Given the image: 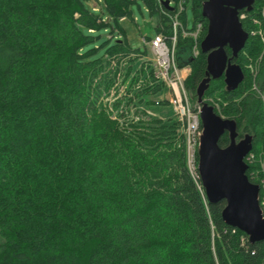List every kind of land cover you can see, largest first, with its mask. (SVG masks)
<instances>
[{
    "label": "trees",
    "instance_id": "trees-1",
    "mask_svg": "<svg viewBox=\"0 0 264 264\" xmlns=\"http://www.w3.org/2000/svg\"><path fill=\"white\" fill-rule=\"evenodd\" d=\"M163 1L0 0V264H264V242L252 244L228 226L226 202L210 204L192 175L179 120L147 113L170 102L147 100L166 85L143 60L148 46L144 53L131 47L122 21H134L133 5L142 2L157 18L153 38L170 46L171 17L179 15L177 63L191 68L185 87L194 107L207 71L206 0H192L191 29L187 4L180 13V0H169L173 9ZM262 11L264 0H256L251 12H240L250 37L232 63L244 82L228 91L224 78L212 80L204 96L216 114L237 122L239 139L254 137L257 156L264 150L256 145L264 146V47L252 33ZM200 23L194 58L184 30L194 33ZM229 144L226 133L219 145ZM247 176L261 187L264 209L258 160Z\"/></svg>",
    "mask_w": 264,
    "mask_h": 264
},
{
    "label": "water",
    "instance_id": "water-1",
    "mask_svg": "<svg viewBox=\"0 0 264 264\" xmlns=\"http://www.w3.org/2000/svg\"><path fill=\"white\" fill-rule=\"evenodd\" d=\"M256 0H206L202 15L208 21V31L201 43L207 56L205 79L197 88L201 106L203 133L198 151V172L210 204L225 201V223L245 233L250 243L264 242V211L260 203L261 187L248 176L247 157L253 150L254 137L246 135L238 142V124L216 114L204 101L212 80L224 77L228 91H235L245 80L243 69L232 63L245 48L249 33L243 28L241 11L251 12ZM163 5L173 9L169 0ZM226 48L232 52L230 58ZM229 134L230 144L222 148L220 139Z\"/></svg>",
    "mask_w": 264,
    "mask_h": 264
},
{
    "label": "built area",
    "instance_id": "built-area-1",
    "mask_svg": "<svg viewBox=\"0 0 264 264\" xmlns=\"http://www.w3.org/2000/svg\"><path fill=\"white\" fill-rule=\"evenodd\" d=\"M186 0L179 1L180 13L185 11ZM264 18V14H263ZM177 21V20H176ZM263 22V21H262ZM180 23H174L175 35L172 38L171 47L168 46L166 38L162 35H158L155 38L143 39L145 45H148L155 57L156 75L160 81L169 87L171 90V99L169 100L170 105L173 106V110L177 119L181 123L182 132L186 136L187 142V154L188 163L191 173L194 177H197L198 171V151L200 146V139L203 133V127L201 122V106L198 104L195 107L191 106L189 95L185 87V80L188 76H185L183 70H180L176 66V55L175 50L177 47V30L180 27ZM202 25H198L195 33H189L184 31V36H193L195 43L193 44L194 53L199 55V37L202 30ZM197 57V56H196ZM251 159V156L249 158ZM200 177V175H199Z\"/></svg>",
    "mask_w": 264,
    "mask_h": 264
},
{
    "label": "rangeland",
    "instance_id": "rangeland-1",
    "mask_svg": "<svg viewBox=\"0 0 264 264\" xmlns=\"http://www.w3.org/2000/svg\"><path fill=\"white\" fill-rule=\"evenodd\" d=\"M192 3H193L192 0H190L189 3L187 2V19H188V26H189L190 29L193 27V13H192L193 4ZM171 6H173V5H171ZM132 10H133V13H134V21L130 20V19H125V20L122 21V25L127 29L129 42L131 44V47L134 50H140L142 53H144L146 45H145L143 39H147L146 36L151 37V38L154 37V33L151 31L150 26H151V24L152 25H156L158 20H157V18H151V15H150L147 7L142 2H139L138 4L133 5L132 6ZM263 14H264V11H262V19L261 20H259V21L258 20H254L253 21V23L255 25H258L259 29L257 31H254L252 33V35L254 37H258L260 39V42H261L262 46L264 47V18H263ZM245 18H246V16L242 15L241 16V21H242V19H245ZM171 21L173 23V26H174V23H176V22L180 23L181 22V20L179 19V15H177L175 17H171ZM200 24L203 27L202 30H204V25L202 23H200ZM200 24H198V25H200ZM202 32H201V34H202ZM102 35H105L104 31H102ZM189 37H192L193 39H195L193 36H189ZM193 43H195V40H193ZM168 46H169V44H168ZM169 47H171V46H169ZM171 48H173V47H171ZM177 51L178 50H177V47H176V50H175L176 66L180 70L184 71L183 74L185 76H189L190 73H191V68L189 66H184V67H180L179 66V64L177 63ZM191 53L192 54L190 55V57L196 58V56L197 57L199 56V55L194 53V50H191ZM154 59H155V57H154V55L152 53V50L148 46V56L146 58H144L143 60L144 61H150V63L153 66H155ZM253 61L254 60H250L249 61V65H248L249 66L248 69H250L251 72H255V66L253 64L254 63ZM151 64H149V65L151 66ZM124 89L125 88H124L123 85H121L119 87L118 92L120 93V96H121V94H123ZM254 89L257 90L259 92V94L261 95L260 91L258 90V85L254 84ZM115 94L116 93H113L111 95V97H109V100H105V102H108V101L113 102V100L115 99V97H114ZM171 96H172L171 90L169 89V87H165L156 96H152L150 98H147V100L153 99V100H155L157 102H160L162 100H170ZM261 98H262V100L264 102V96H261ZM189 100H190V98H189ZM209 101L219 109L220 103L217 102V100L215 98L210 97ZM191 106H194V105H192V103H191ZM147 113H149V115H151V117H153V118L161 117L164 120H167L169 118H173V119L177 118V116L175 115V112L173 110V106L172 105H165V106H160V107L155 105L153 108H147ZM256 145H257V148H260V147L262 149L264 148L263 144L260 143V142L258 144H256ZM250 156H251L252 160H249ZM257 160H258V162H259V164L261 166L262 172L264 173V150L261 152V154L259 156H257L252 151L250 153V155L247 157L246 163L248 165L250 163L254 164L255 161H257ZM188 165H189V163H188ZM261 183L263 184V188H264V179L261 181ZM1 243H2V240L0 238V244Z\"/></svg>",
    "mask_w": 264,
    "mask_h": 264
},
{
    "label": "flooded vegetation",
    "instance_id": "flooded-vegetation-1",
    "mask_svg": "<svg viewBox=\"0 0 264 264\" xmlns=\"http://www.w3.org/2000/svg\"><path fill=\"white\" fill-rule=\"evenodd\" d=\"M226 49H229V48H226ZM229 50H230V49H229ZM226 51H227V50H226ZM227 53H228V52H227ZM231 53H232V52H231ZM228 55H229V54H228ZM229 57H230V56H229ZM223 78H224V77H223ZM224 80H225V79H224ZM245 136H246V135H245ZM244 138H245V137H244ZM238 139H239V134H238V138H237V140H238ZM242 139H243V138H242ZM242 139H239L238 142L241 141Z\"/></svg>",
    "mask_w": 264,
    "mask_h": 264
}]
</instances>
